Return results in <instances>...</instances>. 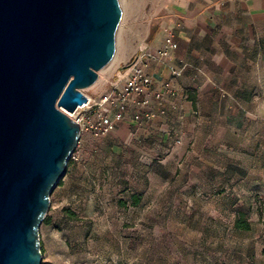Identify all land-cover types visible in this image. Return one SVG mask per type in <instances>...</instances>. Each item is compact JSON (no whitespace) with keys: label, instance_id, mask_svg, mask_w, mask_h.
<instances>
[{"label":"rangeland","instance_id":"rangeland-1","mask_svg":"<svg viewBox=\"0 0 264 264\" xmlns=\"http://www.w3.org/2000/svg\"><path fill=\"white\" fill-rule=\"evenodd\" d=\"M156 2L120 0L112 64L83 94L107 92L149 43ZM228 117L241 122L215 118L178 148H141L147 161L112 150L110 134L80 132L39 227L41 264H264V122Z\"/></svg>","mask_w":264,"mask_h":264},{"label":"water","instance_id":"water-1","mask_svg":"<svg viewBox=\"0 0 264 264\" xmlns=\"http://www.w3.org/2000/svg\"><path fill=\"white\" fill-rule=\"evenodd\" d=\"M120 0H0V264H41L39 227L77 145L83 90L116 53Z\"/></svg>","mask_w":264,"mask_h":264},{"label":"crops","instance_id":"crops-1","mask_svg":"<svg viewBox=\"0 0 264 264\" xmlns=\"http://www.w3.org/2000/svg\"><path fill=\"white\" fill-rule=\"evenodd\" d=\"M154 16L151 50L161 48L164 28L177 48L166 59L147 62L151 84L138 101L146 100L143 108L152 117L132 120L139 108L132 103L127 119L110 133L112 150L147 161L141 148H178L215 118L223 129L241 122L231 114L264 122V0H157ZM127 61L123 56L119 63Z\"/></svg>","mask_w":264,"mask_h":264},{"label":"built area","instance_id":"built-area-1","mask_svg":"<svg viewBox=\"0 0 264 264\" xmlns=\"http://www.w3.org/2000/svg\"><path fill=\"white\" fill-rule=\"evenodd\" d=\"M162 46L153 52L147 41H143L133 61L115 80L109 83V90L93 99L84 94L87 101L72 113V120L78 125L80 132L88 131L94 137H103L113 131L127 119L132 103L139 106L131 119L141 122L151 119L150 112L144 110L146 100L138 101L151 84L146 67L149 61L163 60L176 50L177 43L168 28L162 30Z\"/></svg>","mask_w":264,"mask_h":264},{"label":"trees","instance_id":"trees-1","mask_svg":"<svg viewBox=\"0 0 264 264\" xmlns=\"http://www.w3.org/2000/svg\"><path fill=\"white\" fill-rule=\"evenodd\" d=\"M192 101L194 102V99H192ZM134 198H135V197H134ZM137 200H138V199L135 198L134 205L137 203ZM242 218H243L242 215H240V218H239V220L237 221V227L240 228V229H248V225H247L244 221H241ZM47 224H48V222H47Z\"/></svg>","mask_w":264,"mask_h":264},{"label":"bare ground","instance_id":"bare-ground-1","mask_svg":"<svg viewBox=\"0 0 264 264\" xmlns=\"http://www.w3.org/2000/svg\"><path fill=\"white\" fill-rule=\"evenodd\" d=\"M112 64V62L110 63V65ZM109 65V66H110ZM68 117H72V114H70V113H68V112H65V111H63Z\"/></svg>","mask_w":264,"mask_h":264}]
</instances>
